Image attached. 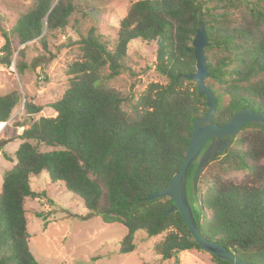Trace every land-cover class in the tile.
Masks as SVG:
<instances>
[{
	"label": "trees",
	"instance_id": "1",
	"mask_svg": "<svg viewBox=\"0 0 264 264\" xmlns=\"http://www.w3.org/2000/svg\"><path fill=\"white\" fill-rule=\"evenodd\" d=\"M75 1L33 0L13 27L3 32L2 53L13 45L23 46L19 56L24 58L26 44L40 41L46 47L47 34L68 25ZM211 1L218 13H210ZM246 2L138 0L120 21L113 46L95 26L80 38V59L66 69L68 87L49 106L55 117L30 120L42 108L25 103L28 127L16 125L24 130L14 159L1 154L15 163L4 173L0 187V264H39L29 250L26 202L46 199L30 187V178L43 172L51 183H60L80 199L91 215L126 229L120 254L133 252L138 231L148 238L164 235L154 246L161 262L200 250L180 214H165L170 199L147 198L165 189L179 171L193 122L208 111L196 81L186 79L195 73L192 42L199 21L209 43L204 50L209 75L205 85L217 102L212 123L222 126L238 110L264 114V79L260 78L264 74V10L251 5L236 14ZM136 40L156 44L154 69L166 83L149 84L124 109L125 99L106 81L121 73L120 62ZM17 69L22 73L25 65L19 63ZM19 100L16 92L0 96V124L8 122ZM263 160L264 131L245 125L229 148L205 167L195 188L197 161L188 171L187 189L193 190L189 203L201 235L247 264H264ZM240 172L244 173L241 181L230 179ZM211 259L215 264H229Z\"/></svg>",
	"mask_w": 264,
	"mask_h": 264
},
{
	"label": "rangeland",
	"instance_id": "2",
	"mask_svg": "<svg viewBox=\"0 0 264 264\" xmlns=\"http://www.w3.org/2000/svg\"><path fill=\"white\" fill-rule=\"evenodd\" d=\"M32 1L0 0V59L5 56L1 50L5 44L3 32L13 27L18 16L30 8ZM136 1L76 0L68 25L48 33L46 47L40 41H32L26 44L24 58H20L19 52L24 47L12 46V65L7 67L0 64V96L16 92L20 100L8 122L0 124V187L4 173L15 163L14 160H4L1 154L4 152L14 159V152L20 144L18 136L23 132L20 128L28 127V118L23 116L25 103L42 108L30 120L55 117L49 106L57 102L68 87L67 65L80 59L77 42L95 26L102 39L113 46L120 21ZM245 1V5H239L236 14L251 5H258L264 10V0ZM208 7L211 14L219 12L214 10L215 3L212 1ZM155 51V43L141 40L131 42L126 57L120 62L121 73L106 81L108 87L119 92L125 99L124 109L134 103L149 84L166 83L154 69ZM19 63L25 65L22 73L17 69ZM107 74L108 71H104L103 75ZM260 78L264 79V74ZM207 84L215 86L211 81H207ZM243 176L242 172L235 173L230 179L239 182ZM30 187L33 192L44 193L46 199L52 202V205L46 199L26 202L29 250L39 264H215L211 256L201 250L182 252L176 258L161 262L155 255L154 246L160 243L164 235L148 238L144 231L135 233L133 252L120 254L119 244L127 232L122 225L105 224L91 215L80 199L67 192L60 183H51L44 172L30 178ZM187 195L188 199L193 197L191 188L187 189Z\"/></svg>",
	"mask_w": 264,
	"mask_h": 264
},
{
	"label": "water",
	"instance_id": "3",
	"mask_svg": "<svg viewBox=\"0 0 264 264\" xmlns=\"http://www.w3.org/2000/svg\"><path fill=\"white\" fill-rule=\"evenodd\" d=\"M208 46L209 43L207 42L205 28L202 22L199 21L192 42L195 73L188 75L186 79L196 81L197 93L205 99V105L208 111L202 118L196 119L193 122L186 157L179 171L173 176L165 189L150 195L147 200L153 201L165 197L170 199L172 204L165 211V214H171L173 212L180 214L183 224L201 251L229 264H247L241 261L235 254L229 252L221 244L209 241L201 235L187 195L188 171L196 161L198 163L193 177L194 188L205 167L216 154H222L229 148L232 138L245 125H251L264 131V114L254 112L251 109L238 110L222 126L212 123L211 119L215 112L217 102L216 97L205 85V81L209 78V75L207 73V60L204 50ZM12 54V50H8L5 56L0 59V64L7 67L12 65Z\"/></svg>",
	"mask_w": 264,
	"mask_h": 264
},
{
	"label": "built area",
	"instance_id": "4",
	"mask_svg": "<svg viewBox=\"0 0 264 264\" xmlns=\"http://www.w3.org/2000/svg\"><path fill=\"white\" fill-rule=\"evenodd\" d=\"M21 129V131H23L24 130V128H20Z\"/></svg>",
	"mask_w": 264,
	"mask_h": 264
},
{
	"label": "bare ground",
	"instance_id": "5",
	"mask_svg": "<svg viewBox=\"0 0 264 264\" xmlns=\"http://www.w3.org/2000/svg\"><path fill=\"white\" fill-rule=\"evenodd\" d=\"M6 123H4V125H5Z\"/></svg>",
	"mask_w": 264,
	"mask_h": 264
},
{
	"label": "clouds",
	"instance_id": "6",
	"mask_svg": "<svg viewBox=\"0 0 264 264\" xmlns=\"http://www.w3.org/2000/svg\"><path fill=\"white\" fill-rule=\"evenodd\" d=\"M7 123V122H6Z\"/></svg>",
	"mask_w": 264,
	"mask_h": 264
}]
</instances>
